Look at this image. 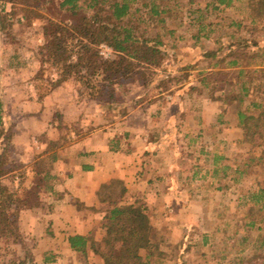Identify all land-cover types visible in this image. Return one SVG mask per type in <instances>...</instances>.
<instances>
[{"label":"crops","instance_id":"obj_1","mask_svg":"<svg viewBox=\"0 0 264 264\" xmlns=\"http://www.w3.org/2000/svg\"><path fill=\"white\" fill-rule=\"evenodd\" d=\"M213 2L222 4L220 0ZM188 3L190 7L197 1ZM211 4L206 3L207 11ZM197 11L189 9L194 41L188 51L187 70L178 71L174 86L162 89L155 109L132 111L118 124L102 126L97 114H86L81 92L69 80L41 93L35 68L28 72H20L21 68L0 70V97L15 121L13 158L25 167H34L33 174L46 181L40 193L46 195L47 202L20 209L22 221L18 225L26 230L34 264H100L102 257L92 241L103 240L111 208L136 205L146 209L153 227L166 225V220L191 205V196L181 197L194 193L191 183L212 178L218 172H222V180L226 179L230 175L226 169L234 167L241 177L248 173L250 163L256 159L259 163L260 156L242 165L237 161L232 164L217 150L218 145L238 146L250 140L241 115L258 112L256 107L264 100V94L258 92L264 85V75L249 77L264 71V59L256 51L260 45L248 40L249 28L243 32L238 28L236 39L229 33L214 37L221 27L207 31L206 24L198 23L202 15L197 17ZM256 17L253 14V22ZM234 23L232 20L227 27L231 29ZM220 38L225 41L219 47L204 45L206 51L199 50L202 39L213 44ZM251 45L255 50L252 61L234 54L240 47L248 49ZM16 57L0 59V66L16 67L20 64ZM226 71H232L234 79L227 82L225 78L222 86H216L219 82L215 76ZM228 89L237 95L230 96ZM231 113L233 117L228 116ZM154 118L156 124L152 125ZM233 132L238 136L232 137ZM184 145L195 151L197 147L199 153L192 156L195 161L191 170L183 173L179 163L189 160ZM210 158H218L212 169L199 165ZM42 162L45 164L40 169L38 164ZM72 237L83 238L77 241V248L72 247ZM207 237V233L203 235L204 243Z\"/></svg>","mask_w":264,"mask_h":264},{"label":"rangeland","instance_id":"obj_2","mask_svg":"<svg viewBox=\"0 0 264 264\" xmlns=\"http://www.w3.org/2000/svg\"><path fill=\"white\" fill-rule=\"evenodd\" d=\"M62 1L54 0L56 4L54 6L50 0H40L37 5L35 2L24 5L11 0H0V59L4 60L11 55H18L16 60L20 63L16 67L1 65L0 70L3 72L11 68L13 71H19L21 68L20 72L23 70L28 72L29 68H35L41 93L48 92L53 88V84H59L66 80L71 81L81 92L80 100L85 101V113L97 114L102 126L118 124L132 111H142L148 107L155 109L153 105L159 102L160 96L158 95L162 89L174 86L175 80L178 79V71L187 70L189 67L188 51L194 41L191 38L193 29L191 31L189 28L190 7L198 10L197 17L203 16L202 20L198 19V23L206 24L207 31L221 27L222 30L215 32L214 37L229 33L234 34L236 39L238 28L242 32L243 29L249 28L251 35H246L248 40L251 44L257 42L260 46L256 51L264 55V14L261 18L256 17L255 23L252 19L253 14H257L259 10L264 11V0H232L229 5L217 4L213 0H196L197 3L190 7L189 0H136L133 2V11L140 8V12L135 17L145 18L144 22L138 25L140 27L138 32L146 31V35L150 37L159 35L164 43L161 46V64L150 65L142 61L128 59L124 65L131 64L130 68L126 70L121 68V72L115 74L113 71L104 72L106 65L103 62L118 61L120 54L116 51L109 53L105 47H102V44H99L93 46V56L91 58L89 56V61H83L76 67L69 68L70 63H78V55L84 54L82 45L78 43L77 35L75 34V37L66 41L69 48H66V52L62 56L63 60L58 64L49 53L47 47L49 39L45 36V29L51 21H56L61 25H72V20L69 18L71 13L57 7ZM148 1L161 3L166 7L178 6V12H181V15L176 19L166 16V21L159 23L157 17L150 19L147 12L148 7L143 6V3ZM2 2H9L8 7H3ZM210 2L213 4L207 11L206 3ZM251 8H255V10ZM83 12L84 10H81L79 14ZM88 12L92 13L90 10ZM207 12L208 16L205 18ZM20 17H23L24 20L22 21ZM231 19L235 23L229 29L227 26H230ZM133 22L137 25V19ZM170 30H175V34L172 35ZM253 32H255L254 37L252 36ZM238 37L242 38L240 34ZM223 39L220 38L217 43L213 44H207L202 39V43H198L201 49H198L204 53L206 51L204 45L209 48L219 47L218 45L225 41ZM252 46L247 47L248 49L240 47L234 51V54L243 57L245 61H252V57L255 55ZM96 52L99 55L96 56ZM69 54L71 56L66 58ZM29 63L32 65L31 67L28 65ZM97 64H100V67H97ZM250 72L253 73L252 70ZM234 75L232 71L220 72L215 76L219 82L216 86H222L221 80L225 78L227 82L231 78L234 79ZM260 75L263 78L264 71L258 75L251 74L249 77L260 78ZM86 82L94 85L95 90L89 89ZM100 90L104 91L101 92L104 99L90 96L94 93L100 97L98 92ZM229 91L228 89V93ZM258 92L264 94V85ZM108 93L112 95L111 98H105ZM230 93V96L237 95L235 90ZM8 115L10 123L6 126V131L0 127V154L3 158V163L0 165L3 171L0 176V197L6 193L15 192L16 197L19 196L21 201L9 204L0 198V212L4 214L0 217V264H34L32 251H30L28 241L25 240L26 230L22 225H18L22 218L20 209L42 201L47 202L46 195L40 193V190L46 186V181L33 174L34 167H25L13 158L12 140L15 121L13 115ZM228 116L233 117L234 115L231 113ZM151 124H156V118L151 121ZM214 133L213 131V137H215ZM231 135L232 137L238 136L236 132ZM260 142V140L250 139L238 146L218 145L217 152L218 155L228 157L232 164H235L236 161L241 164L249 158L260 156L262 150V145L259 146ZM184 147L189 160L179 163V169L183 173L191 170L195 161L192 156L198 157L199 153L197 147L196 151L194 148H186V145ZM199 163L207 169H212L214 166V161L211 158ZM44 164V162L38 164L39 168L41 169ZM247 169L248 173L241 177H238L239 174L234 172V167L231 170L226 169L230 174L226 179L222 180V172H218L212 178L196 181L193 185L191 183L190 186H194V193L181 195V197L191 196V205L185 206V210L184 208L180 209L182 211L178 212V215L171 220L170 218L166 220L165 223L168 222V224L153 227L152 240L159 244L160 249L164 251L165 260L161 264H175L176 261L188 263V261L197 258L198 261L195 264H264V201L255 204V200H252V194L258 191L264 179L263 168L256 159L253 164L250 163ZM232 177H237L239 180H232ZM212 181L213 184H211ZM219 185H222L223 189L215 188ZM261 205L262 208H260ZM251 208H254L253 214ZM41 212L44 213V211ZM252 217L257 223L254 226L247 224ZM13 219L17 220L14 225H12ZM206 233L208 240L204 243L203 235Z\"/></svg>","mask_w":264,"mask_h":264},{"label":"trees","instance_id":"obj_3","mask_svg":"<svg viewBox=\"0 0 264 264\" xmlns=\"http://www.w3.org/2000/svg\"><path fill=\"white\" fill-rule=\"evenodd\" d=\"M12 2L30 5L32 2L39 3L40 0H11ZM136 0H63L58 4V8L62 11L66 10L71 13L70 19L72 25H61L56 21H51L50 25L45 29V36L49 39L48 48L49 53L52 55L57 64L63 60L62 56L66 52V48H69L66 41L69 38L78 37L79 45H82L84 54L78 55V63H70L69 68L76 67L83 61L87 62L93 56V46L99 44H107L119 56L118 61H106L103 62L106 66L104 72L113 71L120 73L122 69L126 70L130 68V65L124 64L131 60H138L150 65L161 64L162 49L164 44L160 36L150 37L145 32L139 33V24L144 22L145 18H136L140 12V8H136L133 11V2ZM50 2L56 6L54 0ZM82 2V4H81ZM227 2L230 4L231 0H220V3ZM85 5V7H84ZM144 7H148L147 12L150 19L158 18V22H165L166 16H172V18L180 17L181 12H178V6L166 7L161 3L154 1H148L143 3ZM81 10H84L82 14H79ZM92 11L89 14L88 11ZM108 10V11H107ZM255 10V8H253ZM104 14V15H103ZM264 11L257 12L258 17H262ZM202 16L199 20H202ZM137 19V25L133 22ZM232 21V19H231ZM203 26L202 23H199ZM172 35L175 34V30H170ZM64 34V35H63ZM84 40H87L86 42ZM69 41V40H68ZM67 41V42H68ZM95 55H99L97 52ZM264 56L263 54H259ZM71 54L67 55L69 58ZM87 56V57H86ZM65 58V59H66ZM66 65V60L64 61ZM100 67V64H97ZM96 66V65H95ZM122 68V69H121ZM113 74V75H114ZM109 78V77H108ZM111 78V77H110ZM88 88L95 90V86L91 83H87ZM54 86L57 84H53ZM53 86V87H54ZM94 92V91H93ZM99 96L90 94L92 98L104 99L101 95L103 90L98 91ZM112 97L110 93L108 96ZM259 111L254 113L242 114V123L246 136L252 140L258 139L262 142V150L259 163L262 166L264 175V100L260 106H257ZM10 123L8 111L4 99L0 97V127L3 131H6V126ZM218 158L215 159V163L218 162ZM3 163L2 154H0V165ZM250 165V164H249ZM3 171L0 167V176ZM15 192L6 193L0 197L3 202L17 203L21 201L20 197H16ZM252 200H255V204H260L264 201V179L259 187L258 191L252 194ZM19 204V203H18ZM21 206V204H19ZM262 208V205L260 206ZM252 214L254 208L250 209ZM4 214L0 212V217ZM107 223L105 225V235L101 242L92 241V246L102 257L100 264H161L164 262V251L159 247V244L154 243L151 238L152 224L149 215L145 208L138 207L136 205H129L127 207L115 206L108 210L106 215ZM12 220L14 225L17 220ZM250 226L256 224L254 217L250 220ZM1 226V224H0ZM77 241H83L82 237H72L71 244L73 248H77ZM176 261L175 264H183ZM166 264V263H165Z\"/></svg>","mask_w":264,"mask_h":264},{"label":"built area","instance_id":"obj_4","mask_svg":"<svg viewBox=\"0 0 264 264\" xmlns=\"http://www.w3.org/2000/svg\"><path fill=\"white\" fill-rule=\"evenodd\" d=\"M1 4H2L3 7H8L9 2H2ZM20 19H21L22 21L24 20L23 17H20ZM102 47H105V48L108 50L109 53H111V52L114 51L110 46H107V45H105V44H102Z\"/></svg>","mask_w":264,"mask_h":264}]
</instances>
